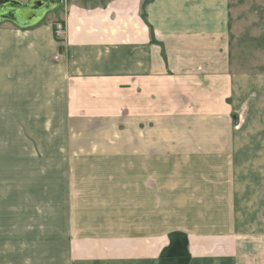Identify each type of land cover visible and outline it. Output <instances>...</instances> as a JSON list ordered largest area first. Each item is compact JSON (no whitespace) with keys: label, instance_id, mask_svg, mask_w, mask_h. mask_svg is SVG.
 <instances>
[{"label":"crops","instance_id":"1","mask_svg":"<svg viewBox=\"0 0 264 264\" xmlns=\"http://www.w3.org/2000/svg\"><path fill=\"white\" fill-rule=\"evenodd\" d=\"M55 1L58 30L0 27V61L29 74L9 88L47 91L56 55L57 114L76 150L126 159L132 219L72 227L56 264H264V72L233 57L228 0Z\"/></svg>","mask_w":264,"mask_h":264},{"label":"rangeland","instance_id":"2","mask_svg":"<svg viewBox=\"0 0 264 264\" xmlns=\"http://www.w3.org/2000/svg\"><path fill=\"white\" fill-rule=\"evenodd\" d=\"M228 8L238 67L264 72V0H228ZM59 10L48 12L39 24L52 20L58 30ZM5 24L10 25L0 27ZM49 61V89L43 92L10 89L8 82L23 81L29 74L16 68L11 75L8 59L0 61V264H56L57 245L67 241L72 227L132 222L122 217L120 201L124 172L118 165L126 159L104 149L92 151L89 146H104L103 139L85 138L82 147L74 148V124L57 114L56 55ZM40 94L48 101L38 99ZM13 106L18 112L10 114Z\"/></svg>","mask_w":264,"mask_h":264},{"label":"water","instance_id":"3","mask_svg":"<svg viewBox=\"0 0 264 264\" xmlns=\"http://www.w3.org/2000/svg\"><path fill=\"white\" fill-rule=\"evenodd\" d=\"M58 4L55 0H0V23L9 22L19 28L30 27L57 8Z\"/></svg>","mask_w":264,"mask_h":264},{"label":"trees","instance_id":"4","mask_svg":"<svg viewBox=\"0 0 264 264\" xmlns=\"http://www.w3.org/2000/svg\"><path fill=\"white\" fill-rule=\"evenodd\" d=\"M55 30V29H54Z\"/></svg>","mask_w":264,"mask_h":264}]
</instances>
